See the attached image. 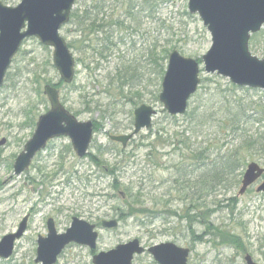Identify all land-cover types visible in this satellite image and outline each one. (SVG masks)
<instances>
[{"label":"rangeland","instance_id":"374dc122","mask_svg":"<svg viewBox=\"0 0 264 264\" xmlns=\"http://www.w3.org/2000/svg\"><path fill=\"white\" fill-rule=\"evenodd\" d=\"M0 1L10 7L21 2ZM148 1L149 9L142 11L143 0H76L73 14L87 10L95 15L106 6L99 18H104L107 32L82 33L72 20L61 30L76 60L75 80L59 89L61 100L79 121L96 123L90 153L100 166L89 157H77L71 140L62 137L51 141L27 171L14 174L15 160L32 138L39 117L50 109L44 86L60 82L53 49L37 39L26 40L15 56L0 89V138L8 140L0 149V242L18 231L25 217L28 227L11 258H0V264H36L38 238L47 236V221L53 218L58 232L64 233L74 217L98 225L97 252L138 239L145 248L162 243L188 248L189 264H246L247 255L264 264V193L258 192L264 175L245 194L239 193L247 166L254 162L264 168V144L253 148V156L236 173L240 184H206L208 179L194 190L198 175L216 167L218 156L234 152L247 137H264V127L250 121L242 135L219 132L210 121L198 125L203 123L195 110L215 108L216 90L232 94L234 85L205 71L202 57L212 39L200 17L189 13V0ZM133 6L139 9L132 12L138 17L134 22L127 14ZM118 19L124 27L109 26ZM257 34L250 52L262 60L264 27ZM173 50L200 62L201 85L187 113L178 117L169 115L159 100ZM246 89L237 95L264 107V91ZM141 105L156 110L153 127L135 135L123 149L110 135L131 134L134 111ZM202 151L205 159L192 161L194 152ZM182 163L187 169L181 171ZM106 166H116V174ZM115 180L120 185L116 190ZM186 211L198 217L193 228ZM114 219L119 221L117 229H101L102 221ZM226 236L239 239L241 248ZM93 255L89 248L72 244L57 264H93ZM133 264L157 263L146 251Z\"/></svg>","mask_w":264,"mask_h":264},{"label":"water","instance_id":"95a60500","mask_svg":"<svg viewBox=\"0 0 264 264\" xmlns=\"http://www.w3.org/2000/svg\"><path fill=\"white\" fill-rule=\"evenodd\" d=\"M76 0H21L16 7L0 1V89L23 42L36 38L41 45L53 49V65L61 80L71 85L76 74V60L60 30L70 22ZM189 13L199 15L211 35L212 46L202 57L205 71L230 80L240 88L264 91V58L261 60L250 52L252 35L264 27V0H189ZM201 84L200 64L192 58H185L178 51L170 53L162 82L160 102L171 116H184L189 101ZM50 109L40 116L32 138L14 163V174L20 176L32 165L38 153L46 149L52 140L69 138L77 157L85 158L94 139L92 121L81 122L61 102L60 92L51 85L44 87ZM156 110L141 105L134 111V131L129 135L111 136L113 142L125 149L130 140L143 130L152 128ZM7 139H0V149ZM264 168L250 163L244 173L241 195L260 180ZM258 192L264 193V183ZM28 217H25L16 233L7 235L0 242V258L9 259L15 243L26 232ZM117 220L103 221L104 229H117ZM48 235L38 238L36 264H57L59 257L71 244L86 246L92 252L98 248L97 226L74 217L70 228L59 234L53 219L47 222ZM146 249L139 240L118 245L108 252L93 256V264H133L136 256ZM148 252L158 264H189L190 250L174 243L152 246ZM246 264H257L250 255Z\"/></svg>","mask_w":264,"mask_h":264},{"label":"trees","instance_id":"16d2710c","mask_svg":"<svg viewBox=\"0 0 264 264\" xmlns=\"http://www.w3.org/2000/svg\"><path fill=\"white\" fill-rule=\"evenodd\" d=\"M151 3L148 0H143V3L139 6V8L143 11L146 9H149V6ZM138 6H133L131 8V11L127 14H131L132 16V22L137 21L138 17H136V14H133L132 12L137 9ZM106 6L104 5L103 7H100L99 12L104 9ZM130 9V8H129ZM139 10V9H137ZM96 12L95 15L91 13V11H84L81 15H78L76 13L72 14V21L77 23V26L80 30V32L84 33L87 29H90L92 33L95 34H106V25L104 18L100 19L99 16L101 13ZM124 21L118 19L114 22V24H110L109 26L115 25L119 28L124 27ZM259 34H255L252 36L251 42L254 41L256 37H258ZM111 36L109 35L106 37V42L105 47H108V42H110ZM71 48V46H69ZM165 61V57L162 59ZM166 72V71H165ZM164 73V69L162 70V74ZM165 75V74H164ZM164 77V76H163ZM47 84L52 85L56 87L57 89H60L62 86H64V83L60 80L58 84H52L47 82ZM46 84V85H47ZM246 89V88H245ZM242 88H238L236 86H233L232 88V94L229 93L227 94L226 91H219V89L216 90L214 93V96H217L215 98H218L217 103H215V108H210L208 110H205L204 112L200 110H195V115L198 116V120L201 121L200 124L198 125H204L207 121L212 122L213 124L218 125L219 132L221 130L225 132V134H238L239 132L243 135L244 133L247 134L245 130V124H249V122H253L254 124H258L262 127H264V107L261 105L259 106L257 103L253 101H249L248 99H243L237 95L238 90H245ZM250 89H246V91H249ZM157 101L158 98H157ZM246 101V102H245ZM250 102V103H249ZM202 112V113H201ZM251 112V114H250ZM203 116V117H201ZM218 119V121H217ZM95 129L96 131L98 130L97 125L95 123ZM264 139L263 136L259 137L256 136L254 139L252 136L247 137V139L242 140L239 148L235 150L234 152H227V155L225 154L223 157L218 156V159L216 161V167L211 168L206 172L205 174L203 173L202 175H198L196 178L197 181H195V189H199L200 187H203L205 184L206 180L209 179V181L206 182V184L209 183H216V184H223L227 181L233 180V183L238 185L240 184V180L237 178L236 173L246 165V162L248 158L253 156L251 154V151L253 148H256V145L259 142H262L261 144H264ZM260 144V145H261ZM246 150L247 152L245 153ZM196 156L192 159V161L200 162L201 160L203 161L205 159V151L202 152H194ZM88 157L91 159V161L96 165L100 166V160L98 159L97 156L92 155L91 153L88 155ZM208 158V157H207ZM202 163V162H201ZM185 163L181 164V171L184 170ZM183 166V167H182ZM107 169L111 170V173L113 175L116 174L117 167H112V166H106ZM187 169V168H186ZM211 179V180H210ZM118 180L114 181L113 188L116 190L119 188V183L117 182ZM192 182V179L189 181ZM192 211H186L185 214V219L189 220L190 227L193 228V226L196 225L198 222V217L196 214H192ZM209 229L214 230L215 227L213 225H209ZM193 232V231H192ZM227 240L230 242L233 241L232 245L238 246V248H241V243L240 240L236 239L235 237L232 236H226ZM232 240V241H231Z\"/></svg>","mask_w":264,"mask_h":264},{"label":"flooded vegetation","instance_id":"af4514ba","mask_svg":"<svg viewBox=\"0 0 264 264\" xmlns=\"http://www.w3.org/2000/svg\"><path fill=\"white\" fill-rule=\"evenodd\" d=\"M56 224V223H55Z\"/></svg>","mask_w":264,"mask_h":264}]
</instances>
